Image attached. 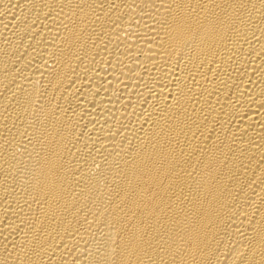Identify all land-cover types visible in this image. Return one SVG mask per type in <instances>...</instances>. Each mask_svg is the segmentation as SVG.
<instances>
[{
  "label": "bare ground",
  "instance_id": "obj_1",
  "mask_svg": "<svg viewBox=\"0 0 264 264\" xmlns=\"http://www.w3.org/2000/svg\"><path fill=\"white\" fill-rule=\"evenodd\" d=\"M0 264H264V0H0Z\"/></svg>",
  "mask_w": 264,
  "mask_h": 264
}]
</instances>
